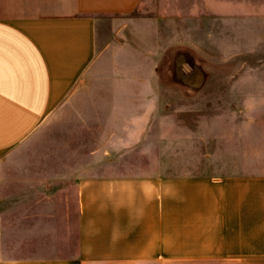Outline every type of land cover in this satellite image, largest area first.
I'll use <instances>...</instances> for the list:
<instances>
[{
    "label": "crops",
    "instance_id": "1",
    "mask_svg": "<svg viewBox=\"0 0 264 264\" xmlns=\"http://www.w3.org/2000/svg\"><path fill=\"white\" fill-rule=\"evenodd\" d=\"M192 48L200 60H264V0H0V264H264V116L242 133L232 116L215 127L213 153L199 117L204 162L165 174L168 103L144 99L153 85L120 83L159 76L157 60L191 59ZM70 117L72 142L101 141L68 149L89 159L25 163L47 127ZM27 204L40 206L21 214ZM16 220L55 255L8 254L25 248L2 242Z\"/></svg>",
    "mask_w": 264,
    "mask_h": 264
},
{
    "label": "rangeland",
    "instance_id": "2",
    "mask_svg": "<svg viewBox=\"0 0 264 264\" xmlns=\"http://www.w3.org/2000/svg\"><path fill=\"white\" fill-rule=\"evenodd\" d=\"M175 20L176 38L182 37V20L181 18ZM191 29L197 33V28ZM191 53V59H176L168 62L157 60L159 76L150 75L149 70H143L141 76H122L125 80L120 81V83H142L144 87L153 85L157 90L152 95L144 88V99L154 98L168 103V106L163 104L159 109L160 116H164L167 121L163 125L166 138L160 140V154L157 157L159 167L163 168L165 174H182L192 164L204 162L199 160V117H208L205 120L206 124L204 122L201 125H207L204 132L208 133L210 137L207 138V145L213 153L217 142L214 139L215 127L222 126L221 123H231L232 116L235 119L233 120L235 127L242 133L244 127H249L252 130L253 123L254 127H259L260 118L264 116V108L261 106V100L264 98L263 59H247L242 57L245 53H239L236 59L200 60L197 51L194 50V53ZM185 55L187 54L185 53ZM146 61H142L143 67H149V62L147 64ZM170 63L172 64L170 65ZM167 66H170L169 69ZM186 68L191 69L190 76L184 73L183 69ZM204 68L207 71L206 76L202 74ZM188 80L198 84L205 81V85L200 91L188 93L183 90V83ZM112 82L117 81L113 77H101L99 83ZM83 98H87V94H84ZM187 101H190V109L185 107ZM230 102L238 107L229 108ZM76 121L77 118L70 117L63 122L50 124L46 129L45 137L34 142L23 154L24 162L39 167L53 165L58 162L60 157L64 164L82 163L89 159V156L85 155L72 156L68 149L71 147L86 148V144L98 147L99 144L101 145V141L84 138L72 142L71 136L73 132L77 131L74 124ZM171 126L174 130L166 131L167 128H172ZM82 130L84 129L82 128ZM92 131L94 132L93 135L96 136L100 129L96 126ZM61 153L62 156H60ZM209 162H214L213 156L210 157ZM32 174L38 177L42 173L41 171H34ZM39 206L16 205L21 214L23 211L32 210V208L37 210ZM36 220L30 221L31 225L37 222ZM4 223V221H0V224ZM22 223V220H16V225L7 231L2 242L17 246L23 245L25 248L24 250L18 248V250L8 254L15 256L55 255L54 252L47 250L48 247H53V243L48 244L47 241H44L47 239L44 236L29 235L26 225L24 227Z\"/></svg>",
    "mask_w": 264,
    "mask_h": 264
}]
</instances>
